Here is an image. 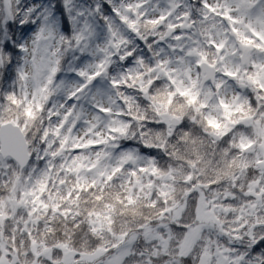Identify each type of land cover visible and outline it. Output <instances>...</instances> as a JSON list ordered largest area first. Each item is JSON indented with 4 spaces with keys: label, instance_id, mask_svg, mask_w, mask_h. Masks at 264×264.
Returning a JSON list of instances; mask_svg holds the SVG:
<instances>
[{
    "label": "snow or ice",
    "instance_id": "obj_1",
    "mask_svg": "<svg viewBox=\"0 0 264 264\" xmlns=\"http://www.w3.org/2000/svg\"><path fill=\"white\" fill-rule=\"evenodd\" d=\"M0 264H264V0H0Z\"/></svg>",
    "mask_w": 264,
    "mask_h": 264
}]
</instances>
